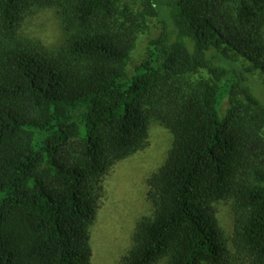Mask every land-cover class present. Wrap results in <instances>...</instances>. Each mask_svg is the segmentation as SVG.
<instances>
[{"label": "trees", "instance_id": "obj_1", "mask_svg": "<svg viewBox=\"0 0 264 264\" xmlns=\"http://www.w3.org/2000/svg\"><path fill=\"white\" fill-rule=\"evenodd\" d=\"M42 7L55 50L20 34ZM152 124L170 148L117 264H264V0H0V264H91L104 179Z\"/></svg>", "mask_w": 264, "mask_h": 264}, {"label": "rangeland", "instance_id": "obj_2", "mask_svg": "<svg viewBox=\"0 0 264 264\" xmlns=\"http://www.w3.org/2000/svg\"><path fill=\"white\" fill-rule=\"evenodd\" d=\"M126 2L130 3V0ZM157 33L158 26L151 23L149 30L138 37L127 67L128 73L144 58L148 42ZM20 34L24 38L40 41L49 50L57 49L62 39V30L55 10L47 7L36 8L23 22ZM241 61L245 62L242 59ZM245 64L249 67L251 65L249 62ZM254 75L260 82L259 73L254 71ZM255 88L258 89V86ZM227 103V99L221 103V114L226 111ZM170 143L169 133L159 125L152 124L148 145L111 167L104 179V196L90 232V245L93 250L91 264H117L120 257L131 247V233L136 223L151 211L145 197V181L165 160ZM215 208L222 235L229 240L232 231L231 203L220 202ZM158 264L167 263L161 261Z\"/></svg>", "mask_w": 264, "mask_h": 264}]
</instances>
